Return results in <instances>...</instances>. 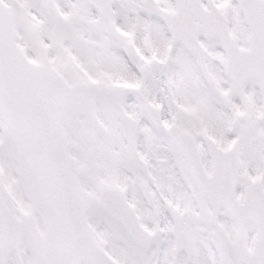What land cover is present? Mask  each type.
<instances>
[{"label":"snow or ice","instance_id":"snow-or-ice-1","mask_svg":"<svg viewBox=\"0 0 264 264\" xmlns=\"http://www.w3.org/2000/svg\"><path fill=\"white\" fill-rule=\"evenodd\" d=\"M0 264H264V0H0Z\"/></svg>","mask_w":264,"mask_h":264}]
</instances>
